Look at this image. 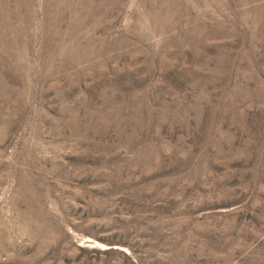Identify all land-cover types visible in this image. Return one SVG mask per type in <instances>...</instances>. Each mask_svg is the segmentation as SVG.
<instances>
[{
    "label": "rangeland",
    "instance_id": "374dc122",
    "mask_svg": "<svg viewBox=\"0 0 264 264\" xmlns=\"http://www.w3.org/2000/svg\"><path fill=\"white\" fill-rule=\"evenodd\" d=\"M0 264H264V0H0Z\"/></svg>",
    "mask_w": 264,
    "mask_h": 264
}]
</instances>
